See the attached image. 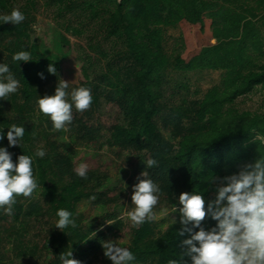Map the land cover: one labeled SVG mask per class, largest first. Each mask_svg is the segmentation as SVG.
I'll return each mask as SVG.
<instances>
[{
  "label": "trees",
  "instance_id": "trees-1",
  "mask_svg": "<svg viewBox=\"0 0 264 264\" xmlns=\"http://www.w3.org/2000/svg\"><path fill=\"white\" fill-rule=\"evenodd\" d=\"M14 8L25 20L18 25L0 24V63H7L20 81L18 92L0 101V128L6 133L13 123L25 127L20 147L8 149L13 161L21 154L33 156L39 139L54 146L50 137L55 129L49 117L38 111L36 100L37 96L53 94L62 75L79 79L75 87L91 89L90 110L107 106L115 113L117 121L110 125L105 143L138 156L132 166L139 173L148 171L159 182L162 202L170 209L180 192L201 190L207 202L214 193L212 177L231 175L244 163L264 155V144L253 142L256 134L264 136V109L250 112L235 107L241 97L257 90L264 93V0H0V15L10 14ZM40 8L54 12V48L61 62L44 58L31 39V25ZM66 17L72 20L61 23ZM168 29L179 30L171 54L165 47ZM68 35H88V47L106 58L96 38L112 40L120 46L118 55L125 65L115 70L107 62L100 76L102 84H98L87 67L68 64L72 50ZM21 50L29 51L33 61H12V55ZM50 64L56 68L55 74L47 71ZM169 69L221 72L222 79L191 107L181 103L169 108L163 119L171 137L167 140L157 120L164 107ZM46 85L51 88L44 89ZM107 89L110 92L105 94ZM115 92L122 93L124 100H116ZM69 126L83 141L99 143L103 128L88 124L84 115L73 112ZM7 144L5 137L0 146ZM149 158H155L159 166L146 168L143 160ZM75 168L73 158L66 153L52 150L43 159L34 158V176L41 187L31 197H17L13 215L0 209V264H13L5 256L8 251L26 257L28 264H39L44 254L51 259L47 264H60L58 256L69 250L81 264H111L103 255L102 244L123 238L125 222L116 215H105L86 223L77 207L93 196V204L101 209L117 206L120 194L101 191L107 176L90 169L82 179L75 175ZM59 209L72 212L76 226L64 232L54 228L46 233L41 246L28 245V223L44 217L56 222ZM174 217L177 223L165 230L155 220L131 225L129 243L124 247L136 256L133 264H168L173 258L191 264L181 255L182 241L189 234H178L181 225L176 213ZM202 224L209 228L215 221L206 217ZM4 242L11 243V248L5 249Z\"/></svg>",
  "mask_w": 264,
  "mask_h": 264
},
{
  "label": "clouds",
  "instance_id": "clouds-1",
  "mask_svg": "<svg viewBox=\"0 0 264 264\" xmlns=\"http://www.w3.org/2000/svg\"><path fill=\"white\" fill-rule=\"evenodd\" d=\"M24 20L25 15L18 8L10 14L0 15V24L18 25ZM11 59L14 62L33 61L31 53L26 50L14 53ZM47 71L55 74L56 68L50 64ZM39 75L43 79V74ZM69 86V82L60 80L53 94L37 96L38 111L49 117L56 131H67L73 122V111L84 112L93 101L90 88L75 87L69 91ZM19 88L20 81L9 65L0 63V101H7ZM7 129L4 133L0 128V142L5 137L8 142L7 147L0 146V209L11 216L17 197H31L41 187L34 176L33 161L34 158L43 159L46 151L41 146L33 156L21 154L13 161L8 149L20 147L25 127L13 123ZM253 142L264 144V136L256 134ZM143 161L148 169L159 166L155 158ZM88 167L86 162H81L74 169L75 175L87 178ZM136 181L131 186L130 197V204L134 207L125 213L133 226L155 219L154 208L161 194L159 182L148 171L140 172ZM210 183L215 185L213 199L206 202L203 192L196 189L182 192L172 206L171 211L176 213L181 225L178 234H189V238L182 241L184 250L181 255L188 257L191 264H264V155L244 163L231 175L212 177ZM91 199L94 200L95 196ZM56 216L54 227L61 232L76 226L72 212L59 209ZM206 217L215 221V225L205 228L202 222ZM176 223L177 220L172 219V225ZM102 247L103 255L111 264H133L136 260L129 247L121 246L115 240L104 242ZM58 260L60 264H81L72 258L71 250L62 252ZM168 264H181V261L173 258Z\"/></svg>",
  "mask_w": 264,
  "mask_h": 264
},
{
  "label": "rangeland",
  "instance_id": "rangeland-1",
  "mask_svg": "<svg viewBox=\"0 0 264 264\" xmlns=\"http://www.w3.org/2000/svg\"><path fill=\"white\" fill-rule=\"evenodd\" d=\"M55 20L53 10L40 8L36 13L35 22L31 25L30 34L31 39L36 42L44 58L54 62H61L63 59L57 54L54 48ZM71 20V18L66 17V19H62L60 22L68 24V21ZM178 37L179 30H167L165 47L169 54L175 50ZM68 38L72 44L71 56L68 64L87 67L92 78L98 84H102L100 82V76L106 70L107 62H111L115 70L118 66L125 65L126 63L118 55L120 46L110 39H105L102 36L96 38V41H99L97 45L108 55L106 58L100 56L97 50H92L88 47V35L82 37H72L68 35ZM221 79V72L205 71L181 73L169 69L167 83L164 85V99L162 101L164 107L160 118L157 120L160 133L167 140L171 139L170 133L163 124V119L168 116L171 106L184 103L182 105L185 107H191L194 102L201 99L209 89L214 86H219ZM62 80L70 83L69 91L79 82L77 78H71L70 76L65 77L64 75H62ZM50 86H52V84ZM50 86L46 85L44 89H50ZM109 92L110 91L107 89L105 94ZM114 97L118 101L124 100L122 93L115 92ZM235 107L240 111L261 112L264 109V93L257 90L251 95L241 97L237 99ZM87 111L88 115H85ZM73 112L74 114L84 115L88 124L92 126L98 125L103 128L99 133V143L94 145L88 141H83L81 135L72 131L70 126H68L67 131H53L50 137L51 142L54 143L53 147L47 144V142L39 139L35 145V150L42 146L46 154L52 152V150L57 153L69 154L73 158L76 166L81 162H86L89 166L88 170H96L99 174L108 177V180L105 181V188H101V191H113L120 194L118 205H111L101 209L93 204V200H84L78 205L77 212L85 217L86 223H91L105 217V215H116L119 219L123 220L126 225L124 237L116 240V243L125 246L129 243L128 230L132 225L125 213L134 207L130 204L131 186L137 182L136 177L139 175V172L132 166V163H134L135 160L137 161L138 156L135 153L122 149L120 146H109L105 143L109 134L108 129L116 120L115 113L109 107L105 106L100 110H90L89 108L84 112H76L74 110ZM188 122V120L185 121V124L187 125ZM102 142H104L105 145L99 148L98 145ZM171 143H173V141H171ZM87 144L89 147L86 146ZM180 194L181 192L179 195ZM36 198H39L38 193L36 194ZM213 198L214 193L210 195L209 199ZM162 201L163 199L160 197L159 203L154 208V220L165 230L172 224V219H175V217L169 206ZM54 226V218L44 217L42 220L29 222L25 231V242L28 245L41 246L44 242L46 233L54 230ZM3 244L5 249L11 248V243L4 242ZM6 253L5 256H8L7 258L11 259L13 264H28L26 257H18L14 251H8V253ZM47 258V254L42 255L39 264L49 263L51 259Z\"/></svg>",
  "mask_w": 264,
  "mask_h": 264
}]
</instances>
